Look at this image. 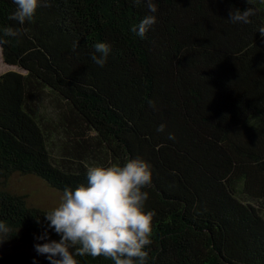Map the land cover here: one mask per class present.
Segmentation results:
<instances>
[{"label": "trees", "instance_id": "16d2710c", "mask_svg": "<svg viewBox=\"0 0 264 264\" xmlns=\"http://www.w3.org/2000/svg\"><path fill=\"white\" fill-rule=\"evenodd\" d=\"M152 2L157 23L139 38L129 29L151 15L147 0H45L23 25L0 0V27L20 33L0 42L3 60L26 71L0 74V223L11 234L0 264H50L34 248L50 208L11 191V176L62 193L89 166L135 157L152 167L148 264H264V0ZM248 7L251 23L231 22ZM97 41L112 48L103 67ZM60 128L80 139L55 156Z\"/></svg>", "mask_w": 264, "mask_h": 264}, {"label": "clouds", "instance_id": "9594fccd", "mask_svg": "<svg viewBox=\"0 0 264 264\" xmlns=\"http://www.w3.org/2000/svg\"><path fill=\"white\" fill-rule=\"evenodd\" d=\"M16 6L9 19L23 25L32 22L37 9L45 0H12ZM143 0H135L139 4ZM249 3V0H248ZM151 15H146L138 23L130 26V31L144 38L157 23V5L147 0ZM255 10H231L229 19L234 24H249ZM258 31L264 36V26ZM18 30L10 26L0 27V42L5 38H16ZM91 53L92 61L103 67L112 52L111 45L97 41ZM155 108V104L149 101ZM165 124L157 127L165 130ZM169 138H174L169 134ZM152 183V167L140 157L129 158L123 163L107 166L94 165L86 170V182L65 187L59 203L46 211L43 216L47 228L36 240L34 248L50 264H79L77 257L103 256L112 264H148L147 246L152 243L154 210L146 209L149 193L143 189ZM39 223V221H38ZM48 229L59 239H49ZM11 236L9 229L0 223V243ZM33 264H36L33 258Z\"/></svg>", "mask_w": 264, "mask_h": 264}, {"label": "rangeland", "instance_id": "374dc122", "mask_svg": "<svg viewBox=\"0 0 264 264\" xmlns=\"http://www.w3.org/2000/svg\"><path fill=\"white\" fill-rule=\"evenodd\" d=\"M10 70H14L23 74L26 73V71L19 66L8 65L4 62L2 47L0 46V74ZM47 101L51 104H54L53 96L45 95L43 104ZM58 108L59 107H57L56 109ZM73 135L74 134H72L71 132L67 133L64 128H60V130L57 129V131L54 133V137L50 139L52 154L55 156H59L60 151L64 145L70 144L72 139H80L79 137H73ZM87 136H91V133L88 132ZM9 186L11 191L26 195L29 204L36 205L42 208L51 209L55 207L59 203L60 197L62 195L61 192L49 187L45 182H43V180L33 175L14 174L9 180Z\"/></svg>", "mask_w": 264, "mask_h": 264}, {"label": "water", "instance_id": "95a60500", "mask_svg": "<svg viewBox=\"0 0 264 264\" xmlns=\"http://www.w3.org/2000/svg\"><path fill=\"white\" fill-rule=\"evenodd\" d=\"M0 46H1V44H0Z\"/></svg>", "mask_w": 264, "mask_h": 264}]
</instances>
